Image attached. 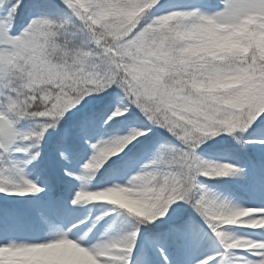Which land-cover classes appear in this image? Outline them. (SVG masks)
Masks as SVG:
<instances>
[{"label": "snow or ice", "instance_id": "snow-or-ice-1", "mask_svg": "<svg viewBox=\"0 0 264 264\" xmlns=\"http://www.w3.org/2000/svg\"><path fill=\"white\" fill-rule=\"evenodd\" d=\"M217 138L264 152V0H0V264H264Z\"/></svg>", "mask_w": 264, "mask_h": 264}, {"label": "trees", "instance_id": "trees-1", "mask_svg": "<svg viewBox=\"0 0 264 264\" xmlns=\"http://www.w3.org/2000/svg\"><path fill=\"white\" fill-rule=\"evenodd\" d=\"M31 3V0H29ZM45 11H47L45 9ZM27 19L26 14H22L20 18V24L22 25ZM31 122H25L22 127H30ZM57 133H50L49 139L46 144V152L45 155H50L52 144L54 143L55 137ZM223 150V156L218 155V150ZM249 150V152H248ZM203 155L210 159H233L235 162L248 165L249 168L254 172V175H259V166L262 161H264V153L254 149L253 146H248L247 148H241L235 144L230 138L218 140V143L214 145L212 148H206L203 150ZM253 165L255 168L253 169ZM234 180L231 179H220V180H206L205 183L215 188V190L223 189L226 195L229 197L237 196L238 190L232 186ZM249 185L248 183H245ZM7 203H10L7 201ZM241 227V226H237ZM171 253V261L174 264H177L179 260V254L174 251H170ZM156 259V258H155ZM157 264H160L158 259Z\"/></svg>", "mask_w": 264, "mask_h": 264}, {"label": "rangeland", "instance_id": "rangeland-1", "mask_svg": "<svg viewBox=\"0 0 264 264\" xmlns=\"http://www.w3.org/2000/svg\"><path fill=\"white\" fill-rule=\"evenodd\" d=\"M209 39H213V38L209 37ZM217 139L222 140L220 138ZM253 148L259 150L258 148L255 147ZM258 178L256 179L257 181L256 184L255 183L250 184L248 190L246 189V186L243 183H238L236 181H233L232 186L236 188V190H238V193L239 194L245 193L246 195H240L229 198H234L236 202L243 204L245 206H254L257 204L264 203V196H262L260 193ZM208 187L215 190V188L211 187L210 185H208ZM21 199L23 198L9 197L8 201L12 202L11 204L14 205V203L19 202ZM0 200H3L2 194H0ZM258 231L259 230L249 229L244 233V235L251 236L252 233ZM38 255L43 261V264H92V262L89 259H87L83 253L79 252L77 249H75L70 245H58L53 248L47 249L42 253H39ZM156 257L160 261V257L159 256ZM180 258L181 259L178 264H182V262L187 259V257L183 255H180Z\"/></svg>", "mask_w": 264, "mask_h": 264}, {"label": "clouds", "instance_id": "clouds-1", "mask_svg": "<svg viewBox=\"0 0 264 264\" xmlns=\"http://www.w3.org/2000/svg\"><path fill=\"white\" fill-rule=\"evenodd\" d=\"M115 193H85L84 198L85 199H102L107 197H113L115 196ZM143 210V209H138Z\"/></svg>", "mask_w": 264, "mask_h": 264}]
</instances>
